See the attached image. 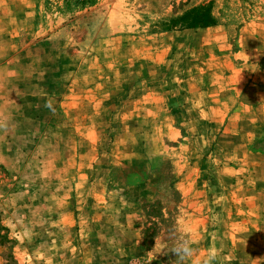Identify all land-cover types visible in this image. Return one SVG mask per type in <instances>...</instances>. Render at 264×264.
Masks as SVG:
<instances>
[{"label":"rangeland","instance_id":"rangeland-1","mask_svg":"<svg viewBox=\"0 0 264 264\" xmlns=\"http://www.w3.org/2000/svg\"><path fill=\"white\" fill-rule=\"evenodd\" d=\"M0 264H264V0H0Z\"/></svg>","mask_w":264,"mask_h":264},{"label":"trees","instance_id":"trees-1","mask_svg":"<svg viewBox=\"0 0 264 264\" xmlns=\"http://www.w3.org/2000/svg\"><path fill=\"white\" fill-rule=\"evenodd\" d=\"M215 22L211 5L207 3L193 7L181 16L169 20L164 27L165 30L208 28L214 26Z\"/></svg>","mask_w":264,"mask_h":264}]
</instances>
